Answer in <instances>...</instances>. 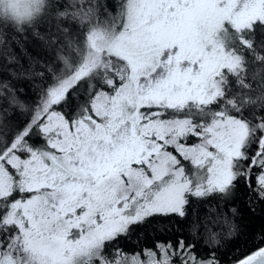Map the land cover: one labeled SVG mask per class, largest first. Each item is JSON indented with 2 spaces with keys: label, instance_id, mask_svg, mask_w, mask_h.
Returning <instances> with one entry per match:
<instances>
[{
  "label": "snow or ice",
  "instance_id": "6c2138e0",
  "mask_svg": "<svg viewBox=\"0 0 264 264\" xmlns=\"http://www.w3.org/2000/svg\"><path fill=\"white\" fill-rule=\"evenodd\" d=\"M0 49V264H264L222 243L264 208V0H0Z\"/></svg>",
  "mask_w": 264,
  "mask_h": 264
},
{
  "label": "trees",
  "instance_id": "16d2710c",
  "mask_svg": "<svg viewBox=\"0 0 264 264\" xmlns=\"http://www.w3.org/2000/svg\"><path fill=\"white\" fill-rule=\"evenodd\" d=\"M13 51L19 58V61L25 66L39 61L44 56L43 50L31 39L19 44H13ZM0 54H2V49H0ZM236 206L240 209V215L236 219L239 225V233L231 238L225 236L222 240V243L227 247L230 254H234L249 246L252 242V236L258 234L259 230L264 227V208L257 207L255 212L250 211L244 197H241L237 201ZM200 211L204 214H212L207 207L200 209ZM222 231L226 233L228 229L225 227ZM156 235L151 230L147 234L141 233L138 240L133 238L128 242L129 247L137 248L143 244H151ZM160 237L164 238L163 232L160 233ZM169 238H171L170 234Z\"/></svg>",
  "mask_w": 264,
  "mask_h": 264
}]
</instances>
